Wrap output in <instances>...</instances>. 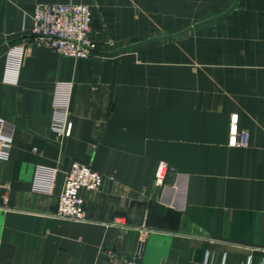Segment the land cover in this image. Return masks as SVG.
<instances>
[{
  "label": "crops",
  "instance_id": "1",
  "mask_svg": "<svg viewBox=\"0 0 264 264\" xmlns=\"http://www.w3.org/2000/svg\"><path fill=\"white\" fill-rule=\"evenodd\" d=\"M70 2L86 60L31 37ZM0 119V264H264V0H0ZM72 161L103 178L78 222L55 216Z\"/></svg>",
  "mask_w": 264,
  "mask_h": 264
},
{
  "label": "built area",
  "instance_id": "2",
  "mask_svg": "<svg viewBox=\"0 0 264 264\" xmlns=\"http://www.w3.org/2000/svg\"><path fill=\"white\" fill-rule=\"evenodd\" d=\"M92 11L88 5L38 4L32 12L31 37L38 44H45L59 57L86 60L97 51V42L91 34ZM63 132L69 134L70 125ZM12 126L0 119V160L8 157ZM248 133L243 131L234 140V146L245 148ZM172 169L159 162L154 173V185L161 186ZM103 184L102 176L80 161H72L65 173L64 183L57 198L55 216L59 219L83 221L85 210L81 193L98 192ZM143 253L133 257L110 255L107 264H144Z\"/></svg>",
  "mask_w": 264,
  "mask_h": 264
}]
</instances>
